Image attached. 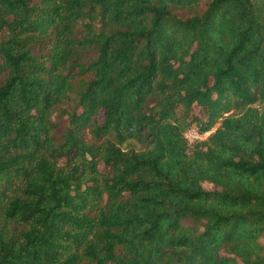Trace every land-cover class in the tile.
Segmentation results:
<instances>
[{"label":"trees","instance_id":"1","mask_svg":"<svg viewBox=\"0 0 264 264\" xmlns=\"http://www.w3.org/2000/svg\"><path fill=\"white\" fill-rule=\"evenodd\" d=\"M263 236L264 0H0V264H264Z\"/></svg>","mask_w":264,"mask_h":264},{"label":"rangeland","instance_id":"2","mask_svg":"<svg viewBox=\"0 0 264 264\" xmlns=\"http://www.w3.org/2000/svg\"><path fill=\"white\" fill-rule=\"evenodd\" d=\"M193 116H195V117H197V118H201V119H203V113H202L201 109L198 108V107H194V108H193ZM216 127H217V126H215V127L211 130L210 133H212V132L215 130ZM210 133H207V134L201 135V134H199V133L196 131V129H194V128L192 127V128H190L189 130L186 131V133H185V138H186L189 142L202 141V140H205V139L209 136ZM204 187H205L206 189H210V188H211V186L208 185V184H205ZM260 242H261V244H262L263 247H264V236L261 238Z\"/></svg>","mask_w":264,"mask_h":264}]
</instances>
